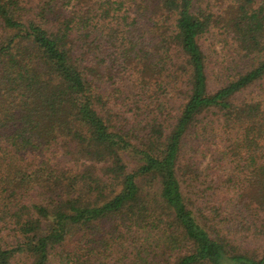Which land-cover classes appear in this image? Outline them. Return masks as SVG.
Masks as SVG:
<instances>
[{
  "label": "trees",
  "instance_id": "16d2710c",
  "mask_svg": "<svg viewBox=\"0 0 264 264\" xmlns=\"http://www.w3.org/2000/svg\"><path fill=\"white\" fill-rule=\"evenodd\" d=\"M202 2L0 0V264H264V0L216 67Z\"/></svg>",
  "mask_w": 264,
  "mask_h": 264
},
{
  "label": "rangeland",
  "instance_id": "374dc122",
  "mask_svg": "<svg viewBox=\"0 0 264 264\" xmlns=\"http://www.w3.org/2000/svg\"><path fill=\"white\" fill-rule=\"evenodd\" d=\"M244 0H204L201 6L214 15L213 24L208 34L203 36L200 44L206 55L214 62L212 67H216L219 58L227 59L231 52V39L229 38V27L227 26L230 17L236 12L237 7ZM262 2V0H256ZM217 70V69H216ZM34 159L35 155H31ZM133 164L132 160L129 163ZM134 165V164H133ZM133 168V166H131Z\"/></svg>",
  "mask_w": 264,
  "mask_h": 264
}]
</instances>
